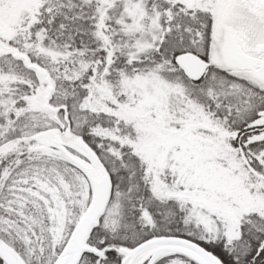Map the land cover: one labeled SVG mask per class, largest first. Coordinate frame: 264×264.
I'll use <instances>...</instances> for the list:
<instances>
[{
	"label": "snow or ice",
	"instance_id": "obj_1",
	"mask_svg": "<svg viewBox=\"0 0 264 264\" xmlns=\"http://www.w3.org/2000/svg\"><path fill=\"white\" fill-rule=\"evenodd\" d=\"M0 264H264V0H0Z\"/></svg>",
	"mask_w": 264,
	"mask_h": 264
}]
</instances>
